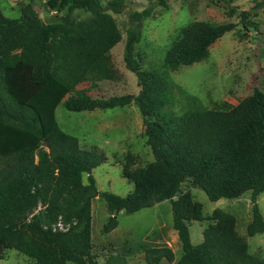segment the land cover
<instances>
[{"label":"trees","instance_id":"trees-1","mask_svg":"<svg viewBox=\"0 0 264 264\" xmlns=\"http://www.w3.org/2000/svg\"><path fill=\"white\" fill-rule=\"evenodd\" d=\"M263 5L260 0L255 6ZM47 6L57 21L45 22L29 8L13 18L0 10V258L4 249H14L32 264H95L91 201L100 196L108 212L104 232L116 227L119 212L168 199L181 245L177 264H264V256L250 252L238 235L233 215L221 208L205 212L185 189L198 187L210 201L250 192L246 233L264 232L256 203L264 193V92L254 88L228 110H196L168 126L151 118L163 104L167 83L160 72L142 70L136 56L144 19L167 0L128 14L123 61L139 90L107 97L91 93L99 82L117 78L102 57L123 36L115 15L123 13L126 0H48ZM75 10L88 14L76 18ZM234 27L191 22L166 50L165 66L174 70L205 59L209 46ZM59 104L71 111L137 107L152 160L123 166V177L133 184L126 195L98 191L92 170L105 155L80 148L77 137L59 127ZM192 221L203 225L198 243L190 241ZM173 256L167 246L145 248L147 264ZM118 259L110 255L104 264Z\"/></svg>","mask_w":264,"mask_h":264},{"label":"rangeland","instance_id":"rangeland-1","mask_svg":"<svg viewBox=\"0 0 264 264\" xmlns=\"http://www.w3.org/2000/svg\"><path fill=\"white\" fill-rule=\"evenodd\" d=\"M47 1L0 0V10L5 16L13 18L18 17L22 9L29 8L45 22L57 21L58 14L47 6ZM151 1L126 0L123 13L115 15L123 36L103 55L102 60L115 69L117 78L99 82L91 93L94 96L138 92L136 76L125 67L123 61L124 30L128 14L132 10H141ZM259 1L167 0L166 7L156 6L151 16L144 19L142 36L136 45L140 68L160 72L167 83L163 104L152 119L173 126L196 110H228L251 94L254 88L264 92V5L255 6ZM242 11L248 14L243 17ZM86 14L82 10L72 12L76 18ZM195 20L212 24L233 23L235 27L209 46L205 59L190 65H179L174 70L168 69L164 63L166 50L178 38L181 30ZM243 22L249 27H244ZM56 119L63 131L77 137L80 148L96 149L104 153L105 160L92 170L100 192L126 195L132 190L133 184L123 177V166H141L152 160L151 150L143 136L142 118L134 104L84 111H71L59 104ZM185 189L190 190L193 199L202 204L205 212L221 208L233 215L236 231L245 239L249 251L264 256V232L252 236L246 233L252 212L250 192L238 198L210 201L198 187L185 186ZM256 203L264 219V193ZM91 215L95 264H104L113 254L120 257L113 264H147L145 248L152 246H167L173 251L172 260L164 258L159 264H177L181 245L172 227V211L168 199L132 213L119 212L116 215L117 225L109 232L102 230L108 212L100 196L91 201ZM188 230L192 243L202 240V223L192 221ZM2 253L0 264L33 263L31 258L14 249H4Z\"/></svg>","mask_w":264,"mask_h":264},{"label":"built area","instance_id":"built-area-1","mask_svg":"<svg viewBox=\"0 0 264 264\" xmlns=\"http://www.w3.org/2000/svg\"><path fill=\"white\" fill-rule=\"evenodd\" d=\"M56 226H57L59 229H61V230H64V229L66 228V226H64L63 223H61V222H58V223L56 224Z\"/></svg>","mask_w":264,"mask_h":264}]
</instances>
